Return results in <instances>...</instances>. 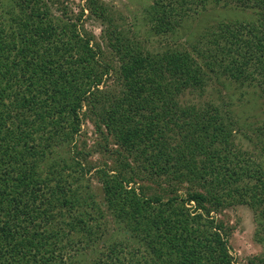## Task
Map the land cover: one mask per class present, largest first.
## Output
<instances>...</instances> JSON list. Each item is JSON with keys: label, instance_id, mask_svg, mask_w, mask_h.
Returning a JSON list of instances; mask_svg holds the SVG:
<instances>
[{"label": "trees", "instance_id": "1", "mask_svg": "<svg viewBox=\"0 0 264 264\" xmlns=\"http://www.w3.org/2000/svg\"><path fill=\"white\" fill-rule=\"evenodd\" d=\"M209 4L253 17L213 26L191 50H150L86 0L106 59L53 0H0V264H238L216 215L234 204L252 210L264 248V161L234 142L228 103L180 100L221 76L258 86L264 151V0H153L144 15L164 33ZM86 114L115 145L97 188L75 146Z\"/></svg>", "mask_w": 264, "mask_h": 264}, {"label": "rangeland", "instance_id": "2", "mask_svg": "<svg viewBox=\"0 0 264 264\" xmlns=\"http://www.w3.org/2000/svg\"><path fill=\"white\" fill-rule=\"evenodd\" d=\"M56 13L65 12L72 20L78 22L88 33L92 35V42L100 45L102 49L101 58L110 59L112 53L108 49L103 38V25L101 18L94 16L86 7V0H53ZM153 0H96L111 13L114 21L121 23L124 28L130 26L138 32V38L148 49H165L173 46H181L191 50L195 46L204 44V35L213 26L223 24H235L246 21L253 17L251 9H240L234 5L221 6L209 4L204 9L190 12L175 31L157 32L151 27L150 19L144 15V9ZM58 10V11H56ZM122 14V18L117 16ZM116 61L114 59V63ZM203 91L186 90L181 95V101L203 102L213 100L214 102H226L231 110L234 109L237 115L236 136L234 142L241 145L242 149L253 152L255 160L264 161V151L254 140L256 126L263 117L262 103L263 95L256 85H244L232 81L229 78L219 77L218 79H207ZM114 76L105 79L108 87H114ZM240 127V129H239ZM69 146L72 147L70 144ZM77 150L86 152L81 154L86 157L83 160L93 166L88 177L94 188L99 187V179L93 171L104 162H111L108 151L115 148L112 138H106L97 130L92 116L86 114L80 125V130L75 141ZM246 157V156H244ZM226 226L230 227L228 245L232 255L238 264H245L252 256H264V248L254 238L256 221L252 210L246 205L234 204L224 207L216 213Z\"/></svg>", "mask_w": 264, "mask_h": 264}]
</instances>
